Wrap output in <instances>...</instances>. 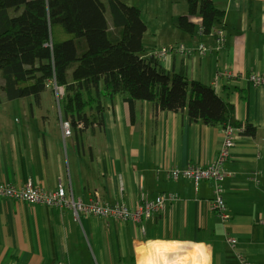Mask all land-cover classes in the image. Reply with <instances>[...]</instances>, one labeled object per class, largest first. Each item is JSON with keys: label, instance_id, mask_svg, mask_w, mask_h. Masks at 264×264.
<instances>
[{"label": "crops", "instance_id": "crops-1", "mask_svg": "<svg viewBox=\"0 0 264 264\" xmlns=\"http://www.w3.org/2000/svg\"><path fill=\"white\" fill-rule=\"evenodd\" d=\"M214 2L225 13L221 48L214 32L201 34L199 19L194 35L176 26L188 0L130 5L146 23L143 56L163 47L194 49L190 55L155 56L166 72L211 85L234 106L238 121L256 127L255 136L233 128L235 146L222 181L228 221L212 209L214 181L195 184L170 176L189 164L213 162L226 140L223 128L192 122L186 110L164 111L154 102L130 107L126 96L115 95L101 96V114L90 111L89 126L78 123L65 136L62 121L69 120L55 89L39 103L32 96L9 100L1 92L0 183L23 187L32 178L47 191L62 184L76 199L88 202L98 193L105 203L131 209L163 193L178 199L139 223L92 214L76 219L68 208L0 197V264H139L138 248L155 241L179 244L166 254V264L192 258L198 246L206 253L203 264H241L239 255L264 264V85L248 80L250 74L264 75V0ZM109 24L113 29L111 18ZM201 44L202 54L196 51ZM227 234L238 239L235 247Z\"/></svg>", "mask_w": 264, "mask_h": 264}, {"label": "trees", "instance_id": "trees-1", "mask_svg": "<svg viewBox=\"0 0 264 264\" xmlns=\"http://www.w3.org/2000/svg\"><path fill=\"white\" fill-rule=\"evenodd\" d=\"M0 0V89L9 100L62 87V116L88 127L90 111L101 114L100 97L126 96L156 103L164 111H187L192 122L243 129L234 106L216 90L185 75L166 72L155 55L143 56L146 23L141 10L121 0ZM10 10L15 14L11 15ZM108 14L112 20L110 28ZM224 10L214 0H188L177 27L194 35L222 29Z\"/></svg>", "mask_w": 264, "mask_h": 264}, {"label": "built area", "instance_id": "built-area-1", "mask_svg": "<svg viewBox=\"0 0 264 264\" xmlns=\"http://www.w3.org/2000/svg\"><path fill=\"white\" fill-rule=\"evenodd\" d=\"M215 35L218 38L219 47L224 45V32L222 29L214 30ZM206 47L201 44L197 48V52L204 53ZM176 51L180 54L190 55L195 50L186 48L184 45L174 47H163L155 52L156 56L167 55L168 53ZM248 80L255 86L264 85V75L262 74H250ZM58 99H61L64 95V89L62 87L54 86ZM82 126V124H78ZM62 128L65 136L72 134V124L70 121H62ZM226 135L225 143L220 151L219 156L211 163L205 166H199L195 164H189L187 167L181 170H171L170 176L173 179L183 177L185 179L192 180L195 184H199L203 180H212L215 183V197L212 201V209L217 213L218 217L222 221L226 222L229 219L227 213V205L224 196V188L222 181L227 176L228 172L225 169V163L229 159L231 151L235 146V133L234 129L227 127L224 129ZM0 197L14 198L20 201L28 202L31 204H42L59 209L68 208L72 210L76 219L81 214H92L107 218H113L119 221H135L142 222L145 218L150 217L155 212L162 211L165 207V203L168 200H177L178 196L174 193H163L157 196L155 199H146L142 201L135 208H129L123 203L109 204L101 200L98 193L86 202L82 199H76L73 192L68 191L62 184H60L56 190L47 191L43 188L35 186L32 178L28 179L27 183L23 187H16L8 183H0ZM227 242L232 246L238 242L235 236L226 235ZM241 264H251L242 255L238 256Z\"/></svg>", "mask_w": 264, "mask_h": 264}, {"label": "bare ground", "instance_id": "bare-ground-1", "mask_svg": "<svg viewBox=\"0 0 264 264\" xmlns=\"http://www.w3.org/2000/svg\"><path fill=\"white\" fill-rule=\"evenodd\" d=\"M178 247L179 244L162 241L149 242L148 244L142 245L138 248L140 257L139 264H166V254L178 250ZM198 247L193 252V264H203V261L206 260V253L202 246ZM179 264H189L188 258H183Z\"/></svg>", "mask_w": 264, "mask_h": 264}, {"label": "rangeland", "instance_id": "rangeland-1", "mask_svg": "<svg viewBox=\"0 0 264 264\" xmlns=\"http://www.w3.org/2000/svg\"><path fill=\"white\" fill-rule=\"evenodd\" d=\"M105 4H106V6L107 7H109V4H108V0H102ZM121 1H123L124 3H126V4H128V5H130V4H133V5H136V6H139L140 8H144L145 7V5H144V0H121ZM163 5V4H162ZM161 5V7L163 8V10L165 9V10H169V7H166V6H162ZM10 14L11 15H14L15 14V12H14V10H10ZM108 17H109V14H108ZM109 19V21H110V18H108ZM1 75V74H0ZM0 79H2L1 78V76H0ZM54 91V90H53ZM50 95H51V97L53 96H55L56 97V95H55V92L53 93V92H50ZM53 105H54V103H53ZM185 257H187V256H185ZM185 257H183V258H185ZM183 258H177L174 262H176V263H174V262H172L171 264H179V262H180V260H182ZM188 258V260H189V263L190 264H193L194 263V260L191 258V257H187ZM191 258V259H190Z\"/></svg>", "mask_w": 264, "mask_h": 264}]
</instances>
